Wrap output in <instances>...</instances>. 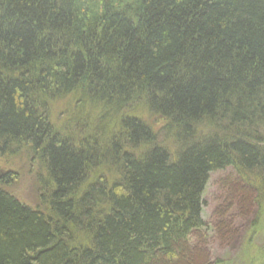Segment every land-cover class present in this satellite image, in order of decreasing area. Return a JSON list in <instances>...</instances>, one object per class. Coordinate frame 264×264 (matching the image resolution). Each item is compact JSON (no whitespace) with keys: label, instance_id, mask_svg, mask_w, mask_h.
<instances>
[{"label":"trees","instance_id":"trees-1","mask_svg":"<svg viewBox=\"0 0 264 264\" xmlns=\"http://www.w3.org/2000/svg\"><path fill=\"white\" fill-rule=\"evenodd\" d=\"M24 150L37 201L0 175V264H264V0H0V159ZM228 167L261 203L245 221L227 181L208 223Z\"/></svg>","mask_w":264,"mask_h":264},{"label":"rangeland","instance_id":"rangeland-1","mask_svg":"<svg viewBox=\"0 0 264 264\" xmlns=\"http://www.w3.org/2000/svg\"><path fill=\"white\" fill-rule=\"evenodd\" d=\"M145 121L153 128L155 133L160 131V127L162 126L163 122L159 116H151L149 114L144 115ZM161 141H164L163 137H158ZM27 151V150H26ZM25 150L21 152L15 159H0V175L8 173L9 171H16L19 173L17 175L19 177V180L11 187L10 189L13 194H15L17 197H19L22 201L32 204L37 201V194L36 189L34 186V176L29 174L28 172L30 169L29 167L32 166V155L31 153L26 152ZM37 170V169H35ZM229 181V183H236L238 185L237 188H240L242 192H239V195L241 194V210H246V212L243 214L245 217V221L248 222V219L250 218V215H253L255 218L256 213H254L256 207L261 203L258 200H254V197L257 196L256 188H252L248 186L245 181H242L234 169L232 167H228L221 170H214L210 173V179L208 181V184L205 188L203 199H204V212L203 216L206 221L213 222L214 219L212 218V212L215 201L219 198H226L228 197L229 193L228 190H226L225 186H227L226 182ZM226 184V185H225ZM243 218H241V221ZM256 224L253 227V238L257 235H264V200L261 203L260 206V213L256 216ZM237 223H240V221H237ZM217 237L216 239H218ZM258 239V238H257ZM259 243L252 241L248 248V254L256 258V260H260V256L264 254L263 246L260 247L258 245ZM233 246H237L238 242L235 240L232 243ZM220 248L222 249L223 247ZM264 258V255H263ZM231 264H244V263H231ZM257 264V262H255Z\"/></svg>","mask_w":264,"mask_h":264}]
</instances>
